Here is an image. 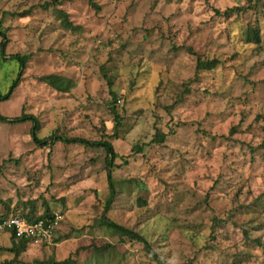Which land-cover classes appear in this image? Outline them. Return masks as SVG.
<instances>
[{
    "label": "rangeland",
    "instance_id": "374dc122",
    "mask_svg": "<svg viewBox=\"0 0 264 264\" xmlns=\"http://www.w3.org/2000/svg\"><path fill=\"white\" fill-rule=\"evenodd\" d=\"M94 2L0 0V92L21 72L0 112L35 117L48 140L32 121L0 122V218L62 217L50 245L2 233L0 264H157L103 216L164 264H264V0ZM49 75L74 85L61 93ZM55 136L113 145L109 210L106 150Z\"/></svg>",
    "mask_w": 264,
    "mask_h": 264
},
{
    "label": "trees",
    "instance_id": "16d2710c",
    "mask_svg": "<svg viewBox=\"0 0 264 264\" xmlns=\"http://www.w3.org/2000/svg\"><path fill=\"white\" fill-rule=\"evenodd\" d=\"M89 3L98 8V6H96L94 0H89ZM241 11L240 8H233V9H228L224 12V16H229L230 14H233L235 11ZM218 14H220V12H217ZM60 18L65 26V28L67 29H71V30H75L77 29L76 26H74L72 24V22L68 19V15L63 13L62 11H60ZM250 38V41H254L255 43H259L260 42V36L257 35L256 33L253 34H248ZM0 36L3 38V41L1 43V55L3 58H5L4 54H5V48H6V44H5V40L7 39L6 37V33L4 32V30L2 29V26L0 25ZM11 60H13L14 63L21 64L22 67L25 66L26 64V57H21L19 55L16 56H12V58H10ZM215 62L214 61H208V62H203L201 60L198 61V66H197V70L200 69H209L210 67H215ZM20 79H21V72L17 75L16 79H13L11 81V86L9 91L6 94H3L2 92H0V103H2L5 100H8L14 93V91L17 89L19 83H20ZM41 80L43 82H45L46 84L50 85L51 87H53L55 90L61 92V93H68L72 87H73V81L71 79L68 78H63L60 76H56V75H49V76H44L41 78ZM115 98V97H114ZM114 111L112 110L114 116H115V121H116V127L121 126L122 123V118L119 116V114L116 112L115 108H113ZM27 121H32L35 126L33 129V138L34 141L38 144V145H45V143L48 141L46 139H39L38 135H37V119L33 116H29L26 114H22L20 117L14 118V119H8L7 117H4L1 112H0V122H10L12 124H18V123H23V122H27ZM56 140V141H64L67 143H80L83 145H94L96 147H103L106 152H107V170H108V180H109V188H110V199L109 202L106 206V211L109 210V207L112 204V201L115 197V186H114V181H113V177H112V170L114 169V162L115 160L118 158V155L115 153L114 147L110 142H97L95 144H91L90 142L86 141V140H82V139H78V140H72V139H62L60 137L55 136L54 138L52 137L51 140ZM166 140V135L162 134V133H157L156 138L154 139V141L152 143H163ZM48 143L45 145L47 146ZM55 213V212H54ZM44 214L42 216H33L29 213H23V216L28 217L29 220L31 221H38V220H48L51 219L53 214ZM18 213H12V214H8L5 217H1L0 220H5L8 219L12 216L17 215ZM102 223L105 227L109 228L112 230V232L114 234H116V236L120 237L121 239H128L131 242H139L141 244L144 245L146 252L153 258V260L157 263V264H164L163 261L161 260L160 256L155 252V250L152 248L151 244L147 241V239L142 236L141 234L125 228L123 226H120L118 224L113 223L112 221L106 219L104 216L102 218ZM10 239H12L13 241H18L19 243L25 245H29V241L25 240V239H18L14 233H12L10 235ZM51 264H75V262H73L72 260H68V261H64V262H52Z\"/></svg>",
    "mask_w": 264,
    "mask_h": 264
},
{
    "label": "built area",
    "instance_id": "2783aa9c",
    "mask_svg": "<svg viewBox=\"0 0 264 264\" xmlns=\"http://www.w3.org/2000/svg\"><path fill=\"white\" fill-rule=\"evenodd\" d=\"M62 220L61 214L54 213L51 219L31 221L22 214L0 220V235L14 233L18 239L28 240L31 244L50 245Z\"/></svg>",
    "mask_w": 264,
    "mask_h": 264
}]
</instances>
